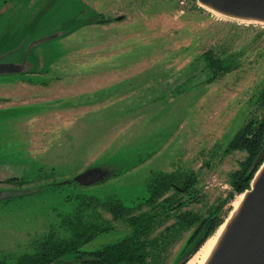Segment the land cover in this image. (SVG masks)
<instances>
[{
  "label": "rangeland",
  "instance_id": "rangeland-1",
  "mask_svg": "<svg viewBox=\"0 0 264 264\" xmlns=\"http://www.w3.org/2000/svg\"><path fill=\"white\" fill-rule=\"evenodd\" d=\"M211 46L231 65L209 80L216 73L204 55ZM3 53L9 61L26 57L30 68L0 74V189L37 191L0 200V256L28 248L46 225L48 201L88 192L141 201L144 210L155 183L173 175L161 199L174 194L185 201L179 209L222 219L194 252L201 233L189 239L198 222L170 246L164 264L190 256L187 264L226 225L264 162L257 159L249 186L239 190L254 152L230 144L252 118L264 117L256 101L264 85L262 22L198 0H0ZM90 168L103 178L73 181ZM96 210L112 226L83 248L131 232L107 207Z\"/></svg>",
  "mask_w": 264,
  "mask_h": 264
},
{
  "label": "trees",
  "instance_id": "trees-1",
  "mask_svg": "<svg viewBox=\"0 0 264 264\" xmlns=\"http://www.w3.org/2000/svg\"><path fill=\"white\" fill-rule=\"evenodd\" d=\"M219 49L211 46L204 54L209 66L216 72L209 80L229 70L231 65ZM257 100L264 106V85L257 93ZM258 122L255 124V118H252L230 144L231 147L246 145L254 152L250 163L241 171L240 180L236 182L239 190L249 186L257 163L264 160L263 154L262 159L256 163L264 148V117ZM16 178L12 180L19 181V178ZM62 182L55 181L51 185L48 184V187L60 186ZM74 182L79 183L76 180ZM172 182L173 175L157 181L151 194L146 198L150 206L144 210H141V201L131 204L119 196L107 195L105 198H97L99 196L88 192L69 193L61 201H48L45 227L36 232L30 239L28 248L15 257L0 256V264H43L50 261L56 263L68 254H72L73 259L64 260L60 264H164L170 246L198 222L194 234L189 239L193 241L201 233L192 249L194 252L222 219L213 211L201 216L196 210L179 209L185 201L174 194L161 199L166 189L172 186ZM99 204L107 207L114 218L128 221L131 224V232L101 248L86 249L82 247L86 242L112 226L106 218L95 216L96 213L101 215L96 210ZM173 217L175 220L167 223Z\"/></svg>",
  "mask_w": 264,
  "mask_h": 264
},
{
  "label": "water",
  "instance_id": "water-1",
  "mask_svg": "<svg viewBox=\"0 0 264 264\" xmlns=\"http://www.w3.org/2000/svg\"><path fill=\"white\" fill-rule=\"evenodd\" d=\"M198 1L225 15L264 23V0ZM59 33L60 31L46 35L34 41L33 44ZM4 56V53L0 55V74L27 71L30 68L26 57L22 61H9L5 60ZM263 154L264 148L257 159ZM103 176L102 169L90 168L75 174L74 179L83 185H89L101 180ZM36 191L37 187L2 188L0 189V200ZM189 257L180 259L176 264H182ZM43 264H55V262L50 261ZM205 264H264V162L257 170L251 187L245 190L239 206L226 221Z\"/></svg>",
  "mask_w": 264,
  "mask_h": 264
},
{
  "label": "bare ground",
  "instance_id": "bare-ground-1",
  "mask_svg": "<svg viewBox=\"0 0 264 264\" xmlns=\"http://www.w3.org/2000/svg\"><path fill=\"white\" fill-rule=\"evenodd\" d=\"M235 209L236 208L233 209L232 213L235 211ZM228 219H229V217L226 219V221ZM224 227H225V224L221 227V229L219 230V232L216 235L208 238L206 240V242L202 245V247L198 250V252L189 260V262L187 264H203L204 261L206 260V258L210 255V253H211L213 247L215 246L217 239L219 238L220 233H222V230Z\"/></svg>",
  "mask_w": 264,
  "mask_h": 264
}]
</instances>
